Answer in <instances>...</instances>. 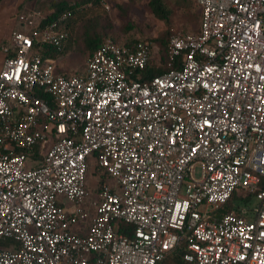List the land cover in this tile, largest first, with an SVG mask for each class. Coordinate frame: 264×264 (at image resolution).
<instances>
[{
    "label": "built area",
    "instance_id": "2783aa9c",
    "mask_svg": "<svg viewBox=\"0 0 264 264\" xmlns=\"http://www.w3.org/2000/svg\"><path fill=\"white\" fill-rule=\"evenodd\" d=\"M194 2L198 32L171 34L145 81L149 41L104 38L65 75L47 48L78 7L19 13L0 47V264H157L180 239L189 264H264V0Z\"/></svg>",
    "mask_w": 264,
    "mask_h": 264
},
{
    "label": "rangeland",
    "instance_id": "374dc122",
    "mask_svg": "<svg viewBox=\"0 0 264 264\" xmlns=\"http://www.w3.org/2000/svg\"><path fill=\"white\" fill-rule=\"evenodd\" d=\"M54 0H2L0 3V47L5 45L10 34L15 29L20 28L18 15L21 12L37 11L42 15L50 13V3ZM76 3L75 0L70 1ZM108 9L101 7L102 12L107 16L112 28L104 38H112L124 44L131 40H147L151 43V62L160 65V52L158 45L152 39L164 34L167 30L170 33L194 32L198 27L199 9L194 0L187 9L177 7L174 0H167V5L171 8L172 15L168 24L157 19L148 7V0H106ZM80 29H76V35ZM103 38V39H104ZM76 43L57 59L56 66L58 71L67 74L82 73L85 69L87 54H81L77 50ZM3 54L0 50V65ZM95 159L90 157L88 162V172L86 184L93 190L98 185L100 173L94 172ZM195 175H199V167H196ZM101 178V177H100ZM105 181L108 178L104 177ZM244 200H240V203ZM255 203V201H254ZM253 203V204H254Z\"/></svg>",
    "mask_w": 264,
    "mask_h": 264
},
{
    "label": "trees",
    "instance_id": "16d2710c",
    "mask_svg": "<svg viewBox=\"0 0 264 264\" xmlns=\"http://www.w3.org/2000/svg\"><path fill=\"white\" fill-rule=\"evenodd\" d=\"M2 0H0L1 3ZM71 0H54L50 3V13L46 14V20H52L56 17L57 14L66 11L72 10L75 8L70 18H68L64 25L62 26L69 35L68 42L63 51H58L54 48H47V55L59 59L74 43L77 50L81 54H87L88 57L96 50L101 40L108 34L111 30L112 25L108 21L107 16L102 12L99 0H75L76 3L71 4ZM91 2V6H85ZM148 7L151 13L159 20L163 21L165 24H168L170 17L172 15L171 8L167 5V0H148ZM174 4L177 7L189 8L191 6V0H174ZM198 27L194 32H198L201 12L199 10L198 17ZM80 29L79 34L76 35V29ZM170 31H166L164 34L152 39L154 43L158 45V50L160 52V65H154L151 60L147 63L146 67L138 72L135 76V79L139 81L148 80L154 76L160 75L166 70V62L168 59V43ZM138 40H131L125 42L124 45L132 48L134 43ZM180 58L174 64L175 66L179 65ZM61 72V71H60ZM65 75H68L66 72H62ZM100 168L95 164L94 172L100 173ZM101 177V178H100ZM98 180V185L102 184L105 179V174L100 173ZM235 195H233V198ZM115 230L118 233L128 234L131 230L130 226H127L123 222H118L115 226ZM186 252V246L182 239H180L177 248L168 254L161 262L157 264H189L183 259V254Z\"/></svg>",
    "mask_w": 264,
    "mask_h": 264
},
{
    "label": "crops",
    "instance_id": "0c3cea01",
    "mask_svg": "<svg viewBox=\"0 0 264 264\" xmlns=\"http://www.w3.org/2000/svg\"><path fill=\"white\" fill-rule=\"evenodd\" d=\"M16 30V29H15ZM2 62H3V60H2ZM1 66H2V63H1V65H0V68H1Z\"/></svg>",
    "mask_w": 264,
    "mask_h": 264
}]
</instances>
